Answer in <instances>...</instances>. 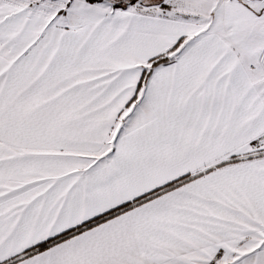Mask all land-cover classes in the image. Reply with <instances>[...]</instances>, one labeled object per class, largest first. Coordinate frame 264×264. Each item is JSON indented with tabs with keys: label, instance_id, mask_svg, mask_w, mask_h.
Wrapping results in <instances>:
<instances>
[{
	"label": "snow or ice",
	"instance_id": "snow-or-ice-1",
	"mask_svg": "<svg viewBox=\"0 0 264 264\" xmlns=\"http://www.w3.org/2000/svg\"><path fill=\"white\" fill-rule=\"evenodd\" d=\"M0 264H264V0H0Z\"/></svg>",
	"mask_w": 264,
	"mask_h": 264
}]
</instances>
